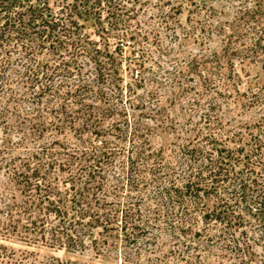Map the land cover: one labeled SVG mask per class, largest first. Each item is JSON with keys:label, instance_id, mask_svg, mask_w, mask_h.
<instances>
[{"label": "trees", "instance_id": "16d2710c", "mask_svg": "<svg viewBox=\"0 0 264 264\" xmlns=\"http://www.w3.org/2000/svg\"><path fill=\"white\" fill-rule=\"evenodd\" d=\"M137 1L0 0V127L20 131L17 144L27 151L19 165L20 156L5 161L10 173L0 185V232L6 239L16 234L28 245L74 250L89 238L97 244L93 230L102 228L99 234L114 233L124 247H139L143 239H158L159 229L192 241L198 219L232 227L233 210L219 187L234 179L239 150L214 137L207 162L196 170L202 150L188 140L175 157L179 168L166 164L165 149L152 142L164 123L157 88L148 102H134L145 83V52L128 58L137 76L127 86L132 112L119 107L127 101L118 56L141 46L128 22ZM159 80L154 75L152 87ZM26 101L32 108L23 110L19 104ZM11 142L8 136L2 141V158L14 149ZM261 170L238 185L259 187L254 207L264 225V164ZM168 202L178 210L166 227L155 209ZM25 253L1 242L0 264H26Z\"/></svg>", "mask_w": 264, "mask_h": 264}, {"label": "rangeland", "instance_id": "374dc122", "mask_svg": "<svg viewBox=\"0 0 264 264\" xmlns=\"http://www.w3.org/2000/svg\"><path fill=\"white\" fill-rule=\"evenodd\" d=\"M130 14L128 22L142 47L137 45L134 53L126 47L118 56L121 84L126 92L123 100L128 99V84H134L135 75L139 74L135 71V78L132 77L128 58L145 52V83L136 88L134 102L140 101L138 97L148 102V92L157 88L164 123L153 134L152 142L165 149L166 164L179 168V159L175 157L188 140L202 150L201 155L195 156L196 170L207 162L204 155L214 137L239 150L235 161L238 178L219 187L229 211L233 210L232 227L198 219L192 241L172 237L159 229L158 239H143L139 247H124L114 233L99 234L102 228L93 230L97 244L89 238L84 248L74 250L41 243L28 245L16 234L6 239L1 232L0 243L26 251V264H40V260L50 264H264V225L254 207L259 187L246 183L243 190L238 185L241 178L260 175L264 164V0H139ZM154 75L161 83L152 87ZM19 106L26 110L31 103L26 101ZM123 106L132 112L128 101L119 103V107ZM141 112L142 109H136L137 114ZM10 118L16 122L15 115ZM145 120L155 122L149 117ZM21 135L13 127H0V146L8 136L14 148L4 158L0 156V185L10 173L5 161L20 156L16 160L19 165L26 157L24 146L17 144ZM144 174L150 182L149 165ZM207 175L205 172L203 176ZM262 179H258L260 184ZM215 196L211 194L210 208ZM177 210L169 202L155 209L166 227ZM198 229L200 235L196 234Z\"/></svg>", "mask_w": 264, "mask_h": 264}]
</instances>
